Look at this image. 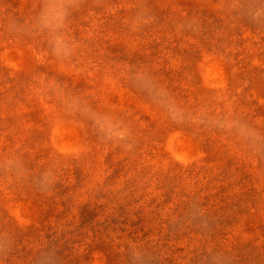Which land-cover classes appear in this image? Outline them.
Here are the masks:
<instances>
[{"label":"rangeland","instance_id":"374dc122","mask_svg":"<svg viewBox=\"0 0 264 264\" xmlns=\"http://www.w3.org/2000/svg\"><path fill=\"white\" fill-rule=\"evenodd\" d=\"M0 264H264V0H0Z\"/></svg>","mask_w":264,"mask_h":264},{"label":"clouds","instance_id":"9594fccd","mask_svg":"<svg viewBox=\"0 0 264 264\" xmlns=\"http://www.w3.org/2000/svg\"><path fill=\"white\" fill-rule=\"evenodd\" d=\"M53 31L55 32V25H53ZM53 46L60 55L70 54L71 49L67 43L58 34L53 37Z\"/></svg>","mask_w":264,"mask_h":264}]
</instances>
